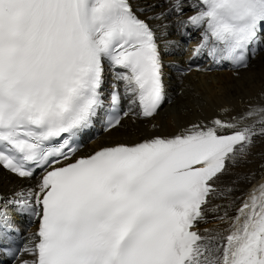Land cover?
Returning <instances> with one entry per match:
<instances>
[{"label": "snow or ice", "instance_id": "1", "mask_svg": "<svg viewBox=\"0 0 264 264\" xmlns=\"http://www.w3.org/2000/svg\"><path fill=\"white\" fill-rule=\"evenodd\" d=\"M166 2L0 0V168L36 180L0 203V241L11 240L10 205L38 221L23 264H264V184L235 216L215 217L226 235L198 228L220 211L208 198L226 161L264 137V106L77 155L94 122L111 132L129 115L158 114L161 41L177 44L166 39L173 13L192 10L175 26L185 37L199 32L193 56L246 67L264 47V0Z\"/></svg>", "mask_w": 264, "mask_h": 264}, {"label": "bare ground", "instance_id": "2", "mask_svg": "<svg viewBox=\"0 0 264 264\" xmlns=\"http://www.w3.org/2000/svg\"><path fill=\"white\" fill-rule=\"evenodd\" d=\"M187 2V0H186ZM133 6L146 3H156L167 7L166 0H132ZM157 7L156 12L164 10ZM187 12L183 17H177L173 13L164 23H169L166 39L176 41L174 47H165L161 41V52L166 67L165 76L168 78V90L170 101L163 106L158 114L150 120L130 121L127 118L122 121V126L109 132L99 139L95 148L116 142L134 143L153 135H173L183 127L192 123L205 122L216 117L221 120H231L246 112L250 106H264V49L260 51L245 67L234 75L227 68L219 71H209L216 66L208 61L205 73H191L186 77H179L173 73V67L181 64L190 57L193 49L200 40L199 32H193L191 37L180 35L176 30L177 19H186L192 14V10L185 7ZM151 14V13H146ZM143 18V16H142ZM153 24L160 23L152 21ZM158 34L161 29L157 28ZM194 37L193 41L192 38ZM221 67V65H218ZM224 109L229 111L225 112ZM251 123V121H247ZM215 179L216 195L209 196V207L220 206L218 213H206V223H200L198 228L201 234L204 229L213 232H223L228 227L227 223L217 220V215L228 212L229 217L236 215V209L240 207L249 193L264 184V137H257L253 146L245 157L238 158L235 162L226 161L225 169ZM26 187L25 183L5 173L0 168V196L2 203L16 190ZM228 189H231L229 192ZM222 193L223 195H220ZM12 227L19 229L16 223L14 210L9 206ZM32 239L27 238L25 247L32 244Z\"/></svg>", "mask_w": 264, "mask_h": 264}, {"label": "rangeland", "instance_id": "3", "mask_svg": "<svg viewBox=\"0 0 264 264\" xmlns=\"http://www.w3.org/2000/svg\"><path fill=\"white\" fill-rule=\"evenodd\" d=\"M253 146V145H252Z\"/></svg>", "mask_w": 264, "mask_h": 264}]
</instances>
